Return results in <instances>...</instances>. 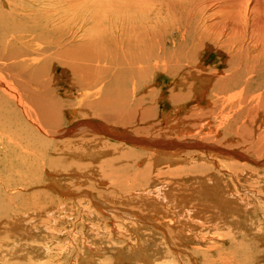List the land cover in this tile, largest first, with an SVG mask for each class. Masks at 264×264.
Returning <instances> with one entry per match:
<instances>
[{
  "label": "rangeland",
  "instance_id": "rangeland-1",
  "mask_svg": "<svg viewBox=\"0 0 264 264\" xmlns=\"http://www.w3.org/2000/svg\"><path fill=\"white\" fill-rule=\"evenodd\" d=\"M165 1L0 0V12L8 23L35 29L32 35L21 29L23 33L16 42L7 37L2 51L4 60L10 61L0 71L5 68L7 73L12 65H23L25 71L28 65L38 69L42 84L53 88L56 100L63 101L59 110L51 113L58 116L59 126L43 128L47 131L45 136L28 123L16 103L0 94V107L7 113L5 120L12 112L14 117L9 121L16 120L13 127L18 124L15 128L20 133L25 128L34 131L28 130L51 147L43 150L37 146V151L30 152L25 144L23 148L11 146L15 156L12 172L0 180L10 179V185H14L12 191H7L0 182V194L4 193L0 195L4 199L0 205L4 206V213L7 211L4 215L0 212V264H264V124H260L264 121L260 116L264 111V74L258 76L256 70L245 68L239 79L217 86L220 73L230 74L226 54L229 46H201L202 40L199 42L194 29L200 31L201 25L218 23L217 12L225 9L226 0ZM198 8L200 16L196 15L198 23L194 27L190 11ZM35 34L41 35L36 43ZM147 34L158 48L155 61L149 66L135 64L130 60V51L139 38L145 47ZM247 48L251 50L236 55V64L248 67L258 64V58L264 59L263 44L246 42L243 49ZM13 71L16 79L21 76L20 71ZM84 79L111 83L127 101L145 95L146 98L141 107L139 103L135 107L131 114L134 118H116L113 124L99 114L86 111L87 114L77 108L85 97H80L72 83ZM98 90L99 87H92L93 99H98ZM232 92L237 94L234 99ZM23 96L28 102L33 98L29 93ZM121 104H125L123 99ZM74 108L80 109V115ZM242 109L260 113V117L251 124L244 114L236 122L234 116ZM210 111L216 114L210 115ZM205 113L208 115L203 118ZM83 120L109 131H123L125 138L109 139L103 132L95 134L87 128L81 129L82 133L75 132ZM120 124L123 128L118 127ZM126 130L142 139H155L152 144L157 140V147L180 152L183 161L168 156L157 162L154 152L128 141ZM85 137L87 140L81 141ZM199 145L213 147L211 160ZM64 150L69 153L64 154ZM45 152L46 162L39 163L37 158L42 159ZM64 158L68 163L57 167L49 164V160L58 162ZM50 173L65 176L56 182L51 181ZM153 222L172 233L180 253L169 245L161 231L150 226ZM142 240L148 241L143 256L135 251ZM160 244L162 249L157 252Z\"/></svg>",
  "mask_w": 264,
  "mask_h": 264
},
{
  "label": "bare ground",
  "instance_id": "bare-ground-1",
  "mask_svg": "<svg viewBox=\"0 0 264 264\" xmlns=\"http://www.w3.org/2000/svg\"><path fill=\"white\" fill-rule=\"evenodd\" d=\"M2 1V0H1ZM6 1V0H5ZM168 1V0H166ZM165 1V2H166ZM213 1V0H211ZM221 1V0H219ZM10 2V1H9ZM217 2V1H215ZM214 2V3H215ZM222 2V1H221ZM226 5H225V9H220V11L217 12V15L218 17H220V21L218 23L216 22H213L210 24V25H207L206 27L205 26H202L201 25V30L198 31L197 29H194L195 30V33H198V38L200 39L199 42H202L200 43L201 46L203 45H215V47L221 49V46H229V50H227L226 54H228L227 58L229 57V61L228 63H230L229 65V69H230V74L228 75L226 73V75H222L221 76V73L219 74V77L218 75V79H217V86H222L223 84H226V81H228L229 83H232L233 81H235V79H239L241 77V73H245L246 72V69L245 68H248V69H251L252 71H255V74L256 75H260L262 76L264 74V59H260L258 58V64H254L253 66H248V67H244V66H240V64H236V61H237V56L236 55H243L244 51H249L251 50V48H247V49H243V46L245 45L246 42H250V44H263L264 45V0H226L225 1ZM251 2H253L251 4ZM224 3V2H223ZM247 3V5H246ZM255 3V6H253V4ZM4 4V3H3ZM222 4V3H221ZM253 6V8L251 9V5ZM1 5V4H0ZM6 5V3H5ZM9 5V4H8ZM189 5V4H188ZM223 5V7H224ZM11 6V5H10ZM18 6V5H17ZM167 6V5H166ZM193 6V5H192ZM199 6V5H198ZM22 7V5H21ZM31 7V6H30ZM34 6H32L33 8ZM15 8V7H13ZM29 7H27L28 9ZM52 8V7H51ZM168 8V7H167ZM20 9V8H19ZM23 9V8H22ZM177 9V8H176ZM30 10V9H29ZM34 10V9H33ZM5 11V10H4ZM36 11V10H35ZM49 11V9H48ZM188 11V10H187ZM60 12V10H59ZM63 12V11H62ZM136 12V11H135ZM9 13V12H8ZM26 13V12H25ZM38 13V12H36ZM191 15L193 16V20L194 21V27L195 25L198 23L196 22L197 21V16H200V10L198 8V10L196 9H193L190 11ZM39 14V13H38ZM9 15V14H8ZM29 15V14H28ZM40 15V14H39ZM10 16V15H9ZM20 16V15H19ZM135 16V15H134ZM133 16V17H134ZM29 17V16H28ZM32 17V16H31ZM10 18V17H9ZM33 18V17H32ZM50 18V17H49ZM129 17H127L128 19ZM214 18V17H213ZM13 19V18H11ZM17 19V18H16ZM40 19V18H38ZM212 19V18H210ZM10 20V19H9ZM47 18H46V22H47ZM50 20H52V18H50ZM201 20H204V18H202ZM213 20H216V19H213ZM26 21V20H25ZM133 21V20H132ZM146 21V20H145ZM10 22V21H9ZM14 22V21H13ZM39 22V21H38ZM45 22V23H46ZM108 22V21H107ZM178 22V21H177ZM206 22V21H205ZM208 22V21H207ZM19 23V22H18ZM22 23V22H21ZM29 23V22H28ZM139 23V22H138ZM143 24V23H142ZM144 24H146L144 22ZM204 24V23H203ZM209 24V23H208ZM40 25V24H39ZM149 25V24H148ZM174 25V24H173ZM56 26V25H55ZM33 27V26H31ZM30 27V28H31ZM57 27V26H56ZM59 27V26H58ZM193 27V28H194ZM27 30V29H23L21 27H18L17 25L15 24H12V23H8L7 20L4 18L3 16V12L1 13L0 12V67L3 68V65L4 63H7L8 61H10V59H7V60H4V54H3V48H4V43L7 39V37H12L14 38L15 42H16V39L18 40V35H21L24 31H27V33L29 34H33V32L35 31V29H30ZM36 28V26H35ZM39 28V27H37ZM23 29V32H21ZM151 29V28H150ZM50 30V29H49ZM48 30V31H49ZM120 30V29H119ZM186 30V29H185ZM47 31V32H48ZM65 31V30H64ZM103 32V31H102ZM183 32V31H182ZM62 33V32H61ZM65 33V32H64ZM72 33V32H71ZM185 33V32H184ZM44 34L46 35V31L44 32ZM74 34V33H73ZM153 34V33H152ZM151 34V35H152ZM36 35V34H35ZM60 35V34H59ZM88 35V34H87ZM97 35V34H96ZM17 36V37H16ZM102 36V35H101ZM100 36V37H101ZM158 36V35H157ZM150 34H147L145 39H144V42H145V47L143 45L140 44L139 41H141V38H139L138 40V43H137V46L135 47V49L132 48V51H130L131 53V56H130V60L133 61L135 64H145L147 66L150 65V63L154 62L155 59H153L155 57V55L158 53V48L156 45L152 44L154 41H153V38H150ZM44 38V36H43ZM69 38V37H68ZM75 38V37H74ZM34 39V38H33ZM39 39H41V35L37 36L36 35V38H35V43H36V40L37 42L40 41ZM51 39H54V38H51ZM61 39V38H60ZM59 39V40H60ZM65 39V38H64ZM67 39V38H66ZM165 39V38H164ZM24 40V39H23ZM72 40V39H71ZM50 41V40H48ZM54 41H56L54 39ZM83 41V40H82ZM104 41V40H103ZM9 42V40H8ZM65 42V41H64ZM77 42V41H75ZM11 43V42H10ZM34 43V44H35ZM61 43H62V40H61ZM66 43V42H65ZM63 43V44H65ZM74 43V42H73ZM229 45H227V44ZM57 44V43H56ZM59 44V43H58ZM82 44V43H81ZM85 44V43H84ZM162 44V43H161ZM10 45V44H9ZM21 45V44H20ZM40 45V44H38ZM14 46V45H13ZM41 46V45H40ZM47 46V45H46ZM49 46V45H48ZM60 46V44H59ZM8 47V46H7ZM17 47H18V44H17ZM52 47V46H51ZM50 47V48H51ZM65 47V46H64ZM63 47V48H64ZM194 47V46H193ZM10 48V46H9ZM43 48V47H42ZM45 48V47H44ZM49 48V49H50ZM58 48V47H56ZM48 49V48H46ZM6 50V49H5ZM13 50V49H12ZM45 50V49H44ZM57 50V49H55ZM84 50V49H83ZM90 50V49H89ZM195 53H197V49H195ZM204 50V49H203ZM216 50V49H215ZM20 51V50H19ZM51 52V50H49ZM64 51V50H63ZM258 51V50H257ZM24 52V51H23ZM35 52V51H34ZM53 52V51H52ZM57 52V51H56ZM59 52V51H58ZM62 52V51H61ZM126 52V51H125ZM252 52V51H251ZM250 52V53H251ZM255 52V51H254ZM38 53V52H37ZM64 53V52H63ZM199 53V52H198ZM197 53V54H198ZM262 53V51H261ZM12 54V53H11ZM15 54V53H14ZM19 54V53H17ZM30 54V53H29ZM45 54H47V52H45ZM53 54V53H52ZM69 54V53H68ZM184 54V53H183ZM10 55V54H9ZM20 55V54H19ZM54 55V54H53ZM62 55V54H61ZM65 55V54H64ZM77 55V54H76ZM195 55V54H194ZM12 56V55H11ZM58 56V55H57ZM63 56V55H62ZM81 56V55H79ZM180 56V55H179ZM186 56V55H185ZM252 56V55H251ZM264 56V54H263ZM16 57V56H15ZM30 57V56H28ZM33 57V56H32ZM35 57V56H34ZM40 57V56H38ZM65 57V56H64ZM127 57V56H126ZM189 57V56H188ZM122 58V57H121ZM253 58V56H252ZM251 58V59H252ZM255 58V56H254ZM253 58V59H254ZM263 58V57H262ZM17 59V58H16ZM24 59V58H23ZM37 59V58H36ZM42 59V58H41ZM56 59V58H55ZM113 59V57H112ZM246 59V58H245ZM12 60V59H11ZM18 60V59H17ZM38 60V59H37ZM36 60V61H37ZM40 60V59H39ZM66 60V59H65ZM68 60V59H67ZM186 60V59H185ZM2 61H5V62H2ZM35 61V62H36ZM55 61V60H54ZM53 61V62H54ZM70 61V60H69ZM88 61V60H87ZM110 61V60H109ZM177 61V60H176ZM196 61V60H195ZM2 62V63H1ZM39 62V61H38ZM61 62H62V59H61ZM174 62V61H173ZM194 62V61H192ZM256 62V63H257ZM37 63V62H36ZM67 63V62H66ZM65 63V64H66ZM95 63V62H94ZM184 63V62H183ZM241 63V62H240ZM10 64V63H9ZM8 64V66H9ZM32 64V63H31ZM35 64V63H34ZM33 64V66H34ZM64 64V63H63ZM108 64V63H107ZM160 64V63H159ZM162 64V63H161ZM12 64H10L11 66ZM15 65V64H14ZM26 65V64H25ZM166 65V64H165ZM250 65V64H249ZM60 66V64H59ZM65 67V65H63ZM90 66V65H89ZM96 66V65H95ZM98 66V65H97ZM96 66V67H97ZM107 66V65H106ZM23 65H20L19 67H16V68H13V65L11 67V69H7V73H4L6 71H3L4 69L1 68V71H0V94L3 96H5L4 98H9L11 99L14 103H16V105H18L20 111L23 113L24 117L26 118V120L28 121V123H31L33 124L42 134V133H45L43 135L46 136L47 134V131H44V129L46 130H49L50 128H54L56 127L59 123L57 122V118L58 117L56 115V117L51 114V113H54L56 112L57 108L63 103L62 102H59L58 100H56V91L50 87H47V86H44L41 82V80L39 79V75L41 73H39L38 69L34 70L32 67H30L29 65L27 67H29L28 69H26V71L24 70L25 68L23 67ZM76 67V66H74ZM111 67V66H110ZM164 67V66H163ZM38 68V67H37ZM162 68V67H161ZM176 68V67H175ZM101 69V68H100ZM108 69V68H107ZM13 70H17V71H20L19 72V75L21 74V76H19V78L16 79V77H14V74H13ZM24 70V71H23ZM153 70V69H152ZM161 70V69H160ZM225 70V69H224ZM215 71V70H214ZM3 72V73H1ZM111 72V71H110ZM209 71L207 72H204L202 76H204L205 74H207ZM225 72V71H224ZM229 72V71H228ZM46 73V71H45ZM108 73V71H107ZM122 73V72H121ZM250 73V72H249ZM44 74V73H43ZM109 74V73H108ZM213 75H215L216 73H212ZM17 75V74H16ZM189 75H192L191 73H189ZM199 75V74H198ZM210 75V74H208ZM206 75V76H208ZM30 76H32V78H29ZM90 76V75H89ZM95 76V75H94ZM81 77V75H80ZM210 77V76H209ZM248 77V76H247ZM28 78V79H27ZM249 78V77H248ZM256 78V77H255ZM26 79V80H25ZM49 79V78H48ZM47 79V80H48ZM200 79V78H199ZM25 80V81H23ZM74 80V79H73ZM128 80V78H127ZM126 80V81H127ZM209 80V79H208ZM259 80V79H258ZM112 81V80H110ZM119 81V80H118ZM117 81V82H118ZM125 81V79H124ZM130 81V80H128ZM127 81V82H128ZM203 81V80H202ZM121 82V81H120ZM126 82V84H127ZM139 82V81H138ZM214 82V81H213ZM215 82V83H216ZM259 81H257L258 83ZM264 82V81H263ZM50 83V82H49ZM53 83V82H51ZM55 83V82H54ZM119 83V82H118ZM129 83V82H128ZM202 83V82H201ZM75 88L77 89L76 91L79 93L80 97H85V100H82L78 103V107L77 108H83L84 111H89L90 113L92 114H99V116L101 118H103L104 120H107V121H112L113 123V120H116V118H120L122 120H125V121H128L130 120L128 117L131 116V114H133L132 112L134 111L135 107L138 106V103H139V106L141 107V103L143 102V100H145L144 98H146L145 96H140L139 98L137 97H134V100L133 102L131 101H127L125 100L123 97V92L122 94L120 95L119 92H118V89L117 88H112L111 87V83L110 84H104V81H101L99 79L97 80H88V79H84V80H79V81H75L74 83ZM113 84V83H112ZM122 84V83H121ZM125 84V85H126ZM261 84V82H260ZM259 84V85H260ZM52 85V84H51ZM55 85V84H54ZM129 85V84H128ZM214 85V84H213ZM238 85V84H237ZM95 86L96 88L99 87V90H98V94L97 96L98 99H93V96H91V91H92V87ZM136 86V84L134 83V87ZM208 86V85H207ZM216 86V85H215ZM115 87V86H114ZM132 87V86H130ZM242 87V86H241ZM136 88V87H135ZM144 88V87H143ZM244 88V87H242ZM117 89V90H116ZM133 87L131 88V91H132ZM218 89V88H217ZM248 89V88H247ZM73 90V88H72ZM124 90V89H123ZM134 90V89H133ZM136 90H138V88H136ZM203 90V89H202ZM27 91V93L31 94L30 97H33L32 99H30L28 102V98L27 97H24L23 95L24 94H27L25 93ZM135 91V90H134ZM140 91V90H139ZM219 91V90H218ZM264 92V91H263ZM239 93V92H238ZM242 93V91H241ZM129 94V93H128ZM136 94V93H135ZM141 94V93H140ZM78 95V96H79ZM137 95V94H136ZM243 95V94H242ZM26 96V95H25ZM28 96V95H27ZM95 96V95H94ZM138 96V95H137ZM246 96V95H245ZM235 97H237V94L236 93H233L232 92V99H234ZM97 98V97H96ZM130 98V97H129ZM122 99L124 100L125 104H121L122 102ZM177 99V97H176ZM257 99V98H256ZM56 100V101H55ZM254 100V98H253ZM3 101V100H1ZM0 101V102H1ZM8 101V100H7ZM6 101V102H7ZM121 101V102H119ZM147 102V101H145ZM77 103V102H76ZM144 103V102H143ZM3 104V103H2ZM32 104V105H31ZM8 105V103H7ZM133 105V108H126V107H130ZM262 105V104H261ZM9 108H10V104L8 105ZM12 106V105H11ZM138 106V107H139ZM3 107H5L3 105ZM36 107V111L34 110ZM136 107V108H138ZM15 108V107H14ZM17 108V107H16ZM60 108V107H59ZM58 108V110H59ZM213 107H211L212 109ZM11 109V108H10ZM76 109V108H74ZM80 109H76L77 111V114L80 115V112L79 110ZM140 109V108H139ZM216 109V108H215ZM214 109V110H215ZM5 109H3L2 107H0V128H1V131H0V180H2V177H6L7 175H4L6 173H10L12 172V165H14V153L12 151H10L11 149V146L17 144L19 147L23 148V144H25V147L27 150H29L30 152H34V151H37V146H39V148H42L43 150L44 149H48V147H50L49 143L48 142H44L41 137L39 136H36V134H32V130L30 131L29 129H24L23 130V133H20L22 131H18L15 127L18 126V124L16 126L13 127V121L12 119L9 121V118L11 117H14L12 116L13 113L11 112L10 110V117H8V121L5 120V118L7 119V117H5L7 115V113L4 111ZM9 110V109H8ZM39 110H41L40 112L41 113H38ZM7 111V110H6ZM38 111V112H37ZM75 111V110H74ZM247 111V112H246ZM4 112V113H3ZM9 112V111H8ZM58 113V112H57ZM56 113V114H57ZM76 113V112H75ZM87 113V112H86ZM211 113H214L216 114V112H209V114L211 115ZM9 114V113H8ZM15 114V113H14ZM88 114V113H87ZM245 114V115H244ZM45 115H47L48 118L45 117ZM52 115V116H51ZM206 115H208L207 113L204 114L203 118L206 117ZM245 116L246 120L254 123L255 121L258 120V117L262 116L264 118V111L263 113L260 115V113H256L255 111H250L249 110H244L242 109L241 111H238V113L234 116V119L236 122H239V120L241 119L242 116ZM260 115V116H259ZM16 116V114H15ZM74 116V115H73ZM135 116V115H133ZM202 116V115H200ZM214 116V115H213ZM17 117V116H16ZM15 117V118H16ZM45 117V118H44ZM99 117V118H100ZM132 117V116H131ZM171 117V116H170ZM248 117V118H247ZM14 118V119H15ZM134 118V117H132ZM17 119V118H16ZM73 119V118H72ZM102 119V120H103ZM137 119V118H136ZM19 120V119H18ZM264 120V119H263ZM262 120V121H263ZM23 121V120H22ZM62 121V120H60ZM202 121V120H201ZM8 122V123H7ZM20 122V121H19ZM26 122V121H25ZM261 122V121H260ZM259 122V123H260ZM12 123V124H11ZM95 123V122H94ZM93 122L91 121H87V120H83L82 122H80V125L78 123V125L75 127L74 131L75 132H81V129L83 130V128H87V130H89L90 132H93L95 134H99L101 132L103 136L105 137H118L120 138V136L122 137L123 136V131H118V129H114L112 131H109L107 128H105L104 126H101V125H95ZM104 123V122H103ZM126 123V122H125ZM25 124V123H24ZM56 126H52V125H55ZM108 124V123H107ZM114 124V123H113ZM257 124V123H256ZM261 124V127L262 125L264 124V121L260 123ZM62 125V124H60ZM21 126H22V123H21ZM30 125H28L29 127ZM59 126V125H58ZM109 126V125H108ZM114 126V125H113ZM259 126V125H258ZM25 127V126H24ZM32 127V125H31ZM104 127V128H103ZM115 127V126H114ZM118 127H121V124L120 126ZM259 127V128H261ZM15 128V130H14ZM18 128V127H17ZM22 128V127H21ZM30 128V127H29ZM123 128V127H121ZM20 130V128H18ZM31 129H34L33 127ZM32 132V133H29L28 132ZM66 130V129H65ZM72 130V129H71ZM111 130V129H110ZM68 131V130H67ZM66 131V132H67ZM127 131V130H126ZM65 132V131H64ZM83 132V131H82ZM81 132V133H82ZM111 132V133H110ZM128 132V131H127ZM139 132V131H138ZM3 133V134H2ZM25 133V134H24ZM86 133V132H85ZM39 134V133H37ZM127 134V133H126ZM125 134V135H126ZM53 135V134H52ZM50 136V137H53V136ZM76 135H79V134H76ZM82 135V134H81ZM80 135V136H81ZM130 135V137H128V141L129 142H134L135 146H137L139 149H144L146 151H150L151 153L154 152V154H156V159H157V162L158 161H162L164 160V158H168V156L172 157L174 160H182L183 161V156L181 155L180 152L176 151V150H172L170 149L168 151L167 148H160V147H157V145L159 144V142L154 141L156 142L155 144H152L150 142H153V140L155 139H151L150 141L149 140H146V139H142L140 137H137L135 136V134L133 135L131 132H128V136ZM49 137V136H48ZM125 138V136H123ZM134 137V138H133ZM153 138V137H152ZM87 140V138L85 137L84 139H82L81 141H84V140ZM100 139V138H99ZM103 139V138H102ZM100 139V140H102ZM110 139V138H109ZM85 140V141H86ZM95 141L97 139H94ZM80 141V142H81ZM171 141V140H170ZM88 142V141H87ZM90 142V141H89ZM105 141L102 140V143H104ZM147 142V143H145ZM175 142V141H174ZM82 143V142H81ZM99 143V142H98ZM101 143V144H102ZM173 143V142H172ZM100 144V143H99ZM104 144H107V143H104ZM128 144V143H127ZM152 144V145H150ZM176 144V143H175ZM182 144V143H181ZM180 144V145H181ZM103 145V144H102ZM179 145V144H178ZM177 145V146H178ZM180 148H184L183 146H180ZM67 146H71V145H67ZM104 146V145H103ZM109 146V145H107ZM170 146V145H169ZM172 146V145H171ZM66 147V146H65ZM106 147V146H105ZM110 147V146H109ZM198 147H200V149L204 152V153H207L209 156H208V159L211 160V148L213 147H205L203 145H199ZM15 148V147H14ZM51 148V147H50ZM73 148V146H72ZM99 148L101 149V146H99ZM18 149V148H17ZM215 150H217V148L214 147ZM212 149V150H214ZM24 151V149H21ZM40 150V149H39ZM38 150V151H39ZM42 150V151H43ZM67 150H70L69 147H67ZM75 150V148H74ZM17 151V150H16ZM22 151V152H23ZM26 151V150H25ZM41 151V152H42ZM47 151V150H45ZM53 151H59L58 149H54ZM64 154H67L69 153L68 151L64 150ZM81 151V150H79ZM78 151V152H79ZM40 152V151H39ZM60 152V151H59ZM76 152V150L74 151ZM77 152V153H78ZM105 152V150L103 151V153ZM107 152V150H106ZM105 152V153H106ZM110 152V151H109ZM182 152V151H181ZM223 152H227V151H223ZM221 152V153H223ZM25 153V152H24ZM61 153V152H60ZM86 153V152H85ZM113 153V152H112ZM19 154V153H18ZM22 154V153H20ZM19 154V155H20ZM35 154V153H34ZM38 154V153H37ZM48 154V153H47ZM54 154V153H53ZM63 154V155H64ZM17 155V154H16ZM26 155V153L24 154ZM30 155V154H28ZM36 155V154H35ZM41 155V154H40ZM42 155H44V157H42V159H39L37 158V161L39 163H43L46 162V152L45 154L42 153ZM49 155V154H48ZM75 155V153H74ZM104 155V154H103ZM106 155V154H105ZM109 155V154H108ZM108 155H106L108 157ZM206 155V154H205ZM14 156V157H13ZM54 156V155H52ZM58 156V155H57ZM60 156V155H59ZM110 156V155H109ZM236 156V155H234ZM17 157H19L17 155ZM34 157V156H33ZM224 157L228 158V159H234L232 155H224ZM223 157V158H224ZM237 157V156H236ZM241 157V156H240ZM26 158H29V157H26ZM25 158V159H26ZM35 158V157H34ZM239 158V157H238ZM109 159V158H108ZM243 159H245L243 157ZM18 160V158H17ZM28 160V159H27ZM33 160V159H32ZM23 161V159H22ZM31 161V160H30ZM67 159L64 158L63 160H60L58 162H55V161H52V160H49V164L50 166H58V165H63L64 163H68L66 162ZM172 161V160H171ZM25 162V161H24ZM28 162V161H27ZM215 162V161H214ZM19 163V161H18ZM26 163V162H25ZM23 164V162L21 163ZM35 165V164H33ZM15 167H13V170H14ZM22 168V167H21ZM24 168V167H23ZM32 169H34L33 167H31ZM28 169V168H27ZM55 170V169H54ZM29 171V170H27ZM49 172V171H48ZM51 172V171H50ZM56 171H53V173H55ZM13 174V173H12ZM16 174V173H15ZM22 174V173H20ZM29 174V173H28ZM27 174V175H28ZM105 175V174H104ZM9 176V175H8ZM22 176V175H20ZM52 178H51V181L54 180L56 182H59L58 180H56L57 178H64V176H60V175H57V174H51L50 175ZM14 177V176H13ZM12 177V178H13ZM27 177V176H25ZM11 178V177H10ZM16 178V177H15ZM8 179V177H7ZM23 179V178H22ZM10 180V179H9ZM7 181V180H3V181H0L3 185H2V188L7 190V191H12L13 189V186L10 185V181ZM14 180H17V179H14ZM12 180V181H14ZM19 180V179H18ZM25 180V179H24ZM7 181V182H6ZM20 182L21 180L18 182V184L20 185ZM23 182V181H22ZM28 182V181H27ZM13 183V182H12ZM16 183V182H15ZM17 184V183H16ZM29 184V183H28ZM23 185V184H22ZM21 185V186H22ZM27 186V185H26ZM29 186H31L29 184ZM12 187V188H11ZM18 187V186H16ZM28 187V186H27ZM56 187V186H55ZM1 190V189H0ZM4 191V190H3ZM60 191V190H59ZM2 194L4 193H1V197H2ZM5 196V195H4ZM19 196V195H17ZM21 196V195H20ZM12 198V196H11ZM17 199V198H16ZM4 199L0 198V203L1 201H3ZM6 202V200H5ZM9 204V203H8ZM7 205V204H6ZM11 205V203H10ZM25 205V204H24ZM23 205V206H24ZM13 206V205H12ZM4 207V206H3ZM3 207L0 205V212H3L2 214L4 215L5 213H7V211H5L4 213V209ZM7 207V206H6ZM25 207V206H24ZM11 208V207H10ZM18 208H21L20 206ZM26 208V207H25ZM7 209V208H6ZM5 209V210H6ZM27 209V208H26ZM144 209V208H143ZM9 210V208H8ZM19 210V209H18ZM13 211V210H12ZM29 211V210H28ZM145 211H147L145 209ZM110 212V211H109ZM11 213V212H10ZM9 213V214H10ZM26 213H28L26 211ZM146 213V212H145ZM1 215V214H0ZM2 215V216H3ZM23 215V214H22ZM110 215V214H109ZM122 215V214H121ZM144 215V214H143ZM146 215V214H145ZM144 215V217H145ZM129 218V217H128ZM147 218V217H146ZM145 219V218H144ZM2 220V219H1ZM134 220V218H133ZM147 220V219H146ZM16 221V220H15ZM139 222V221H138ZM17 223V222H16ZM142 223V222H141ZM139 224V223H138ZM137 224V225H138ZM159 223L157 222H153L152 225H150L152 228H154V230H157V231H161V233L164 235V237L168 239L169 241V245H171V247H175L176 250L178 251V253H180V249L177 247V243L174 239V237L172 236V233L168 232L164 226H161V225H158ZM136 225V224H135ZM148 227V226H147ZM137 230V228H136ZM148 231V230H147ZM137 234V233H136ZM153 234V233H152ZM147 240H142L141 241H138V245L135 249L136 253L139 252V254L141 256H143L145 253V249L147 248ZM167 242V241H166ZM156 247V246H155ZM153 248V247H152ZM162 249V244H160V246H158V249H157V252ZM176 251V252H177ZM191 257L194 259V257L191 255Z\"/></svg>",
  "mask_w": 264,
  "mask_h": 264
}]
</instances>
